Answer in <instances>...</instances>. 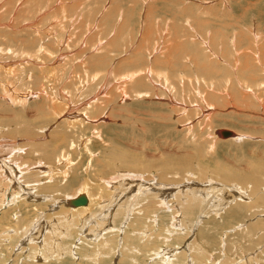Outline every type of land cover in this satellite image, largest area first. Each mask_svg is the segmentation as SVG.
Returning <instances> with one entry per match:
<instances>
[{
  "label": "rangeland",
  "instance_id": "obj_1",
  "mask_svg": "<svg viewBox=\"0 0 264 264\" xmlns=\"http://www.w3.org/2000/svg\"><path fill=\"white\" fill-rule=\"evenodd\" d=\"M1 175L0 264H264V0H0Z\"/></svg>",
  "mask_w": 264,
  "mask_h": 264
},
{
  "label": "bare ground",
  "instance_id": "obj_2",
  "mask_svg": "<svg viewBox=\"0 0 264 264\" xmlns=\"http://www.w3.org/2000/svg\"><path fill=\"white\" fill-rule=\"evenodd\" d=\"M167 31V30H166ZM103 41V40H102ZM173 51V50H172ZM156 52V51H155ZM199 63V62H198ZM261 64V63H260ZM199 66V65H198ZM200 66H202V65H200ZM200 66H199V68H200ZM263 66V65H262ZM110 71V70H109ZM147 71V70H146ZM148 72V71H147ZM160 74H163L165 77H167L166 76V73H163L162 71L161 72H159ZM137 73H131V74H128L127 76H128V78H132L133 79V76H135ZM158 74V73H157ZM138 75H139V73H138ZM138 75H136V76H138ZM158 76V75H157ZM161 75H159V77H160ZM159 77H157V78H159ZM163 79V78H162ZM130 80V79H129ZM134 80V79H133ZM169 80V79H168ZM164 83L165 82H167V79L165 78V80L163 81ZM168 84V83H167ZM170 85V84H169ZM170 87V86H169ZM171 87H172V85H171ZM171 90V89H170ZM249 91H250V89H249ZM200 92V93H199ZM198 92V94H201V91H199ZM200 96V95H199ZM26 97V96H25ZM28 98V97H27ZM26 98V99H27ZM127 98H128V96H127ZM126 99V98H125ZM177 100H175V102H176ZM119 103V102H118ZM177 103V102H176ZM195 104V103H194ZM196 105V104H195ZM66 110V109H65ZM87 110V109H86ZM186 106H184L183 107V110H182V108H180V111L179 112H177V114L175 115V116H177L178 115V117L176 118V119H178L179 121H184V120H186V119H184L183 117H181L182 115H186ZM107 115V114H106ZM80 118V117H79ZM183 118V119H182ZM89 121H91V120H89ZM187 121V126H188V124H191V121H189L188 119L186 120ZM185 121V122H186ZM71 122H73V120H71ZM76 122V121H75ZM74 122V123H75ZM68 124V123H67ZM189 128V127H188ZM192 128L190 127L188 130H191ZM223 130V129H222ZM229 131H231L233 134L231 135V136H229V137H234V138H238V139H242L243 138V136L240 134L239 135V133H235L234 131H232V130H229ZM217 134H218V136L222 139V138H229V137H223L222 136V134H221V130H218L217 131ZM222 137H221V136ZM64 140V139H63ZM15 143V142H14ZM87 144V143H86ZM75 145V144H74ZM13 146V145H12ZM15 146V145H14ZM34 146V145H33ZM38 146V145H37ZM87 146V145H86ZM72 147V146H71ZM14 149V148H13ZM15 150V149H14ZM88 150V149H87ZM17 151V150H16ZM25 152V151H24ZM89 152H90V154H91V151L89 150ZM26 153V152H25ZM201 153V152H200ZM8 154V153H7ZM13 154V153H12ZM32 154V153H31ZM14 155L16 156V154L14 153ZM12 156V155H11ZM10 156V157H11ZM26 156V155H25ZM64 156V155H63ZM22 157V156H21ZM67 157V156H66ZM6 158V157H5ZM4 158V159H5ZM24 158V157H23ZM13 159V158H12ZM16 159V158H15ZM14 159V160H15ZM60 159V158H59ZM10 160V159H9ZM8 160V161H9ZM13 160V161H14ZM24 160V159H23ZM61 160V159H60ZM67 160V159H66ZM3 161V160H2ZM1 161V162H2ZM12 161V162H13ZM70 161V160H69ZM11 162V161H10ZM22 162V161H21ZM27 162V161H26ZM30 162V161H29ZM100 162V160L98 161V163ZM5 163V162H4ZM8 162H7V160H6V164H7ZM19 163V162H18ZM91 163V162H90ZM68 164V163H67ZM9 165V164H8ZM16 165H18V164H16L15 163V166ZM11 166V165H10ZM15 166H13V167H15ZM20 165H18V167H19ZM29 166H30V164H29ZM6 167V166H5ZM17 167V166H16ZM15 167V168H16ZM38 167H40V166H38ZM2 169V168H1ZM25 169V168H24ZM35 169V168H34ZM17 170V169H16ZM42 171H44V170H42ZM63 171V170H62ZM3 172V171H2ZM26 172H27V170H26ZM44 172H46V171H44ZM43 172V173H44ZM48 172V171H47ZM50 172H51V170H50ZM66 172H67V170H66ZM66 172H63V173H66ZM13 173V172H12ZM11 173V174H12ZM21 173V172H20ZM42 173V172H41ZM38 174V173H37ZM45 174V173H44ZM53 174V173H52ZM52 174H50V175H52ZM54 175V174H53ZM64 175V174H63ZM67 175H68V172H67ZM67 175H66V177H67ZM3 175H1L0 177H2ZM47 176H48V174H47ZM55 176V175H54ZM25 177V176H24ZM52 178H53V176H51ZM5 178V177H4ZM15 178V180L16 179H18L19 180V178H16V177H14ZM40 178V177H39ZM38 178V179H39ZM114 178V177H113ZM37 179V178H36ZM104 179V178H103ZM6 180V179H5ZM4 180V181H5ZM52 180V179H51ZM143 180H145V179H143ZM11 181V180H10ZM90 181V180H89ZM104 181V180H103ZM105 181H107V180H105ZM104 181V182H105ZM122 181V180H121ZM17 182V181H16ZM51 182V181H50ZM42 183V182H41ZM114 183V182H113ZM87 184V183H86ZM85 184V185H86ZM18 185V184H17ZM5 186V185H4ZM14 186V185H13ZM89 186V185H88ZM87 186V187H88ZM109 186V185H108ZM139 186V185H138ZM25 187V186H24ZM126 187V186H125ZM8 188V187H7ZM83 188V187H82ZM128 188V187H127ZM85 189V188H84ZM86 189H88V188H86ZM138 189H141V185L138 187ZM146 190V189H145ZM150 191H151V189H149ZM166 190H168V189H166ZM9 191V190H8ZM148 191V190H147ZM165 191V190H164ZM171 191V190H170ZM241 191V190H240ZM20 192H21V190H20ZM146 192V191H145ZM179 192V191H178ZM182 192H184V194H179V196L181 197V199L180 200H178L179 202H178V204L176 205V207L178 206L179 207V209L176 211V213H175V211H174V213L175 214H177L179 211H182L181 213H183L182 215L183 216H192L194 213H198L197 211H200L201 212V210H202V212L201 213H204V212H206V210H207V206H208V203H207V205H203V202H204V200L205 199H208L207 197H209V196H205L206 194H204V192L205 191H202L201 189H198V190H196V187H194V188H189V189H187L186 191H182ZM12 193V192H11ZM4 194V193H3ZM13 194H14V192H13ZM15 195V194H14ZM165 195V194H164ZM85 197L86 198V200H87V202L85 203V204H82V205H77V204H75L74 203V201L75 200H77L79 197ZM155 194H154V198H155ZM178 196V197H179ZM248 196V195H247ZM3 197V196H2ZM12 197V196H11ZM151 197V196H150ZM157 197V196H156ZM152 198V200H154L153 199V197H151ZM159 198V197H158ZM157 198V199H158ZM238 198V197H237ZM44 200H45V198H43ZM111 199V198H110ZM113 199V198H112ZM117 199V198H116ZM221 199V198H220ZM7 200V199H6ZM115 200V199H114ZM156 200V199H155ZM155 200H154V202H155ZM161 200V199H160ZM209 200V199H208ZM233 200V199H232ZM11 201H13V200H11ZM91 201H93V199H92V196H91V194H90V192L88 191V192H82V193H80L79 195H77V196H75V197H69V199H67L65 202V206H67V207H71V209L74 211H76V212H78V210H80L81 211V213H82V210L81 209H83V210H85V209H87V208H89V206H91ZM150 201V200H149ZM168 201V200H167ZM192 201H195V203H192ZM244 201V200H243ZM109 202V201H108ZM153 201H151L150 203H149V205H147L146 206V208H145V210L148 212V213H150V212H152L153 210H152V208L154 207L155 208V205H154V203H152ZM113 203H115V202H113ZM135 203V202H134ZM9 204V203H8ZM12 204V203H11ZM157 205H159L158 203H156ZM218 204V203H217ZM217 204H216V206H217ZM219 204H220V202H219ZM229 204V203H228ZM4 205V204H3ZM109 206H111V204L109 203L108 204ZM165 205V204H164ZM7 206V205H6ZM87 206V207H86ZM97 206V205H96ZM100 204H98V207L100 208ZM170 206V205H169ZM73 207V208H72ZM218 208L220 207V206H217ZM226 207V206H225ZM5 208V207H4ZM106 208V207H105ZM104 208V209H105ZM131 208H132V206H131ZM158 208H160V205H159V207ZM163 208V207H162ZM215 208V207H214ZM68 209V208H67ZM137 209V208H136ZM151 209V210H150ZM165 209V208H164ZM71 210V211H72ZM96 210V209H95ZM94 210V211H95ZM97 210H100V209H97ZM102 210V209H101ZM129 210V209H128ZM127 210V211H128ZM132 211H133V209H131ZM131 210H129V211H131ZM144 210V209H143ZM218 210H221V208L220 209H217L216 208V212L217 213H219V211ZM80 211H79V213H80ZM94 211H92V212H94ZM106 211V210H105ZM131 211V212H132ZM142 211V210H141ZM145 211V212H146ZM207 211H209V209L207 210ZM124 212H126L125 211V209H122V211H120V212H118V215H116V217H118L119 215L121 216V213H123L124 214ZM146 212V213H147ZM199 212V213H200ZM215 212V211H214ZM64 213V212H63ZM127 214H128V212H126ZM143 213V212H142ZM141 213V214H142ZM147 213V214H148ZM156 213V212H155ZM180 213V212H179ZM207 213V212H206ZM126 214V215H127ZM135 214V213H134ZM153 214V213H152ZM171 214H173V211H172V213ZM208 214H209V212H208ZM6 216V215H5ZM162 216V215H161ZM167 216V215H166ZM201 216V215H200ZM138 217V216H137ZM176 217H178V215H176V216H172V218H175L176 219ZM202 217V216H201ZM203 217H206V216H203ZM168 218V217H167ZM137 219V218H136ZM200 219V218H199ZM90 220V219H89ZM112 220H113V218H112ZM145 220V219H144ZM177 220V219H176ZM182 220V219H181ZM115 221V220H114ZM113 221V222H114ZM117 221V220H116ZM152 221V220H151ZM38 222V221H37ZM69 222V221H68ZM90 222V221H89ZM112 222V223H113ZM139 222L141 223V220H139ZM176 222V221H175ZM174 222V223H175ZM185 222H187V221H185L184 220V223ZM0 223H2V222H0ZM67 223V222H66ZM173 224V223H172ZM188 224V223H187ZM186 224V225H187ZM191 224V223H190ZM189 224V226H188V228H187V226H186V228H187V230L186 231H188L187 233H190L191 234V231H192V227H193V225L195 224V222H193L191 225ZM65 225V224H64ZM175 225V224H174ZM181 225H182V223H181ZM85 226V225H84ZM172 226V225H171ZM70 228V227H69ZM28 229V227L27 228H25V231H26V234L27 233H29V229ZM167 229H169V228H167ZM112 230V229H111ZM49 231V230H48ZM68 231V230H67ZM106 232V231H105ZM177 233H179V235H180V237H181V233H180V231L178 230V231H176ZM7 233V232H6ZM19 233H20V231H19ZM187 233L185 234V235H187ZM8 234V233H7ZM10 234V233H9ZM22 234H24V235H26L24 232L22 233ZM51 234V233H50ZM61 234V233H60ZM141 234V233H140ZM176 234V233H175ZM4 235V234H3ZM23 235V236H24ZM159 235V234H158ZM159 237V236H158ZM188 237V236H187ZM126 238V237H125ZM166 238V237H165ZM186 238V237H185ZM39 239V238H38ZM110 239H112V238H110ZM149 239H150V237H149ZM153 239V238H152ZM151 239V240H152ZM170 239V238H169ZM45 240V239H44ZM127 240L128 241H133V237H128L127 238ZM134 240H135V238H134ZM139 240V239H138ZM111 241V240H110ZM146 241V240H145ZM150 241V240H149ZM45 242V241H44ZM109 242V238L107 239V242H106V244L105 245H107V243ZM142 242V241H141ZM141 242H139L138 241V243H140L141 244ZM47 244V243H46ZM109 244V243H108ZM110 245V244H109ZM47 246V245H46ZM190 246H191V243H190ZM106 247V246H105ZM64 248V247H63ZM189 251V250H188ZM183 252H185V251H183ZM131 254V253H130ZM187 255H188V253H184L183 254V257H181V260H180V263L179 264H187V262H181L182 260H185V259H187ZM170 256V255H169ZM128 258H129V256H128ZM81 259H83V256H82V258ZM233 259V258H232Z\"/></svg>",
  "mask_w": 264,
  "mask_h": 264
},
{
  "label": "water",
  "instance_id": "obj_3",
  "mask_svg": "<svg viewBox=\"0 0 264 264\" xmlns=\"http://www.w3.org/2000/svg\"><path fill=\"white\" fill-rule=\"evenodd\" d=\"M221 134L223 137H229L231 136L233 133L227 129H223L221 130ZM87 202L86 198L85 197H79L77 200L74 201L75 204L77 205H82V204H85Z\"/></svg>",
  "mask_w": 264,
  "mask_h": 264
},
{
  "label": "crops",
  "instance_id": "obj_4",
  "mask_svg": "<svg viewBox=\"0 0 264 264\" xmlns=\"http://www.w3.org/2000/svg\"><path fill=\"white\" fill-rule=\"evenodd\" d=\"M142 1H144V0H142ZM145 11H146V9L144 8L143 13H142L143 15H145V14H144ZM143 18H145V17H143ZM144 20H145V19H144ZM144 20H143V21H144ZM63 43H64V42H63ZM96 43H97V42H96ZM96 43H94L93 46L96 45ZM104 43H105V40L103 41V44H104ZM65 44H66V43H65ZM62 45H63V44H62ZM113 58H114V57H113ZM118 58L120 59V57H118ZM117 60H118V59H117ZM112 71L114 72L113 69H112ZM97 79H98V77L95 78V80H97ZM95 80H94V81H95Z\"/></svg>",
  "mask_w": 264,
  "mask_h": 264
}]
</instances>
